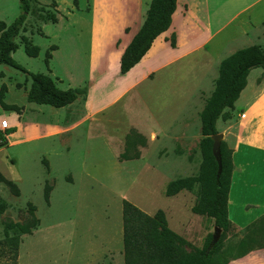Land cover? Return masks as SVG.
<instances>
[{"label":"rangeland","instance_id":"1","mask_svg":"<svg viewBox=\"0 0 264 264\" xmlns=\"http://www.w3.org/2000/svg\"><path fill=\"white\" fill-rule=\"evenodd\" d=\"M92 3L91 7L97 10L110 8L111 4L106 0H95L94 6ZM30 4L23 30L16 37L19 47L12 56L30 71L63 76L68 71L64 59L67 39L60 22L76 7L72 0H30ZM85 4L89 8L90 1ZM235 4L232 2V7ZM259 4L255 12L252 9L247 14L259 15L249 20L250 24L259 22L254 25L256 30L246 41L226 47L220 61L252 44L264 50V1ZM18 11V0H0V20L10 22ZM47 12L57 16L55 23L47 20ZM244 17L241 15L240 21ZM21 35L37 44L41 53L28 56L22 48ZM52 44L57 47L51 51L54 54L48 69L44 53ZM218 65L210 66L201 80L192 81L194 85L189 93L180 92L178 82L175 83V96L171 94L169 102L174 114L169 115L164 130L155 128L153 120L167 119L162 104L169 99L162 102L149 97L147 104L141 105L150 112L148 119L138 115L134 97L132 102L122 98L107 110L91 115L88 121L83 100L79 98L66 108L64 122L45 137L26 143L12 140L8 143L7 135H2L7 143L0 146V172L17 184L19 194L13 195L0 182V201L6 204L0 213V241L5 238L4 227L9 221L24 223L34 216L38 224L30 234L20 236L15 262L5 253L0 254V264H123L125 254L137 264H163L165 248L151 235L153 214L159 208L164 210L173 227L178 228L180 221L188 224L184 230L193 235L191 251L202 247L205 229L207 233L213 231L212 219L206 215L193 216V193L182 191L176 196H167L165 188L169 180L193 175L198 170L203 139L201 112L214 88ZM1 67L8 72L9 81H19L24 87L27 79L22 73L5 65ZM256 71L252 70L249 79ZM100 89L98 85L97 93ZM237 109L238 106L234 112L225 109L217 120V130L223 133L221 141L231 150L238 126ZM59 118L54 115L49 121L54 123ZM134 124L147 137V146L141 149L139 158L120 160L125 136L130 128H136ZM261 169L264 170V161ZM46 185L49 187L47 202L43 196ZM30 204L35 207L33 211L29 210ZM241 229L234 226L233 236L228 237L235 241L243 234Z\"/></svg>","mask_w":264,"mask_h":264},{"label":"crops","instance_id":"2","mask_svg":"<svg viewBox=\"0 0 264 264\" xmlns=\"http://www.w3.org/2000/svg\"><path fill=\"white\" fill-rule=\"evenodd\" d=\"M86 1L78 0L79 9L74 8L60 22L67 39L64 44L67 73L64 72L63 76L48 71L44 73H48L60 88L86 87L83 110L88 121L91 115L107 110L122 98H129L132 102L135 97L138 115L142 118L149 117L150 112L141 107L147 104L149 97L162 102L169 99L162 104L167 119L162 118V122L153 120L155 128L164 130L169 115L174 114L169 102L170 95L175 96V83L178 82L177 89L180 92L189 93L194 85H191L192 81L201 80L210 66L220 63L226 47L246 41L248 35L256 30L254 25L259 24L256 21L254 24L249 22L259 15L247 14L252 9L255 12L254 8L259 7V3L264 0H175V9L167 29L153 39L145 54L124 74L119 72L120 57L144 22L150 0H106L111 4L110 8L104 10L91 7V1L94 6L95 0H89V10H85ZM232 2H236L234 7ZM241 15H245V19L240 21ZM172 37L174 45L171 44ZM41 51L39 49V54ZM252 70L257 71L249 79ZM0 73V86L4 83L7 87L3 101L23 107L21 113L0 107V120L5 116L9 124L8 128L0 129H15L7 134L8 143L11 140L14 143H26L40 139L64 122L67 107L28 101L24 87L29 85V81L24 87L17 88L16 83L19 81H9L8 72L1 65ZM98 85L101 88L99 93L96 91ZM236 106L238 126L232 145L233 170L227 210L233 225L242 228L264 213V170L261 169V162L264 161V74L261 67L249 71L246 85L235 100L232 112ZM54 115L60 118L53 123L49 118ZM130 129L138 131L137 127ZM146 146L139 147V157L141 149ZM134 159L137 158L127 160ZM182 191L187 190L172 196ZM167 222L175 232L189 242H194L193 235L184 230L187 223L180 221L177 228L168 219ZM205 232L207 235L206 229ZM157 242L165 248L162 254L164 263L169 262L165 242ZM227 264H264V246Z\"/></svg>","mask_w":264,"mask_h":264},{"label":"trees","instance_id":"3","mask_svg":"<svg viewBox=\"0 0 264 264\" xmlns=\"http://www.w3.org/2000/svg\"><path fill=\"white\" fill-rule=\"evenodd\" d=\"M54 5L55 2L52 1ZM77 9L78 0H72ZM31 8L30 0H18V14L10 21L0 20V65L11 67L25 76L29 85L24 87L28 101L49 104L54 107H68L78 98L84 100L86 87L60 88L48 73L33 72L17 62L12 53L18 47L16 37L23 30L25 21ZM175 9V0H150L146 17L138 32L124 49L119 62V72L126 73L133 67L150 47L153 39L167 29L171 21V14ZM89 10V8H85ZM47 20L52 23L57 21V16L47 12ZM40 35L44 36L43 32ZM24 52L31 57L39 54V46L30 38L21 35ZM174 45V38L171 39ZM56 45H50L44 53V64L48 68L51 51ZM261 67L264 74V50L258 44L240 48L224 57L218 65V75L214 88L206 100L201 112V132L203 139L200 143L201 162L198 170L193 175L179 176L171 179L166 184L165 194L172 196L181 190H187L195 195L191 211L195 214L206 215L213 221V227L221 229L219 238L211 244L212 232L206 235L200 248L190 250L191 243L182 235L175 232L168 225L165 212L157 209L153 214L151 230L152 239L163 240L167 246L169 262L163 264H227L233 259L244 256L251 250L261 248L264 244V213L242 227L243 232L235 241L233 236L234 225L228 217L227 200L233 170L232 150L228 149L225 142L220 143L221 172L217 174V162L212 155L211 135L218 132L216 122L225 109H232L235 100L246 85V78L252 68ZM49 69V68H48ZM1 76V75H0ZM58 79V78H56ZM17 87L21 84L17 83ZM6 85L0 86V107L4 110H15L21 113L23 107L7 104L3 101ZM15 129L10 128L0 131V146L7 143V135ZM147 139L135 129H130L124 139L123 151L119 154L120 160L139 157V147L145 146ZM129 149H133L130 154ZM0 182L3 183L13 195L19 194L17 184L0 172ZM44 200L49 197V187L46 185L43 192ZM6 204L0 201V213ZM34 205H29V210H34ZM38 224L34 216L27 222H7L4 227V240L0 241V254L8 253L13 263L17 257V248L20 236L30 234ZM228 237V238H227ZM113 264V263H107ZM123 264H137L135 260L125 254Z\"/></svg>","mask_w":264,"mask_h":264},{"label":"water","instance_id":"4","mask_svg":"<svg viewBox=\"0 0 264 264\" xmlns=\"http://www.w3.org/2000/svg\"><path fill=\"white\" fill-rule=\"evenodd\" d=\"M222 137H223L222 132H217L211 135V139H212L211 151H212L213 157L215 158L217 162V174L221 172L220 143H221ZM220 233H221V229L217 226H214L213 231H212L211 244L219 238Z\"/></svg>","mask_w":264,"mask_h":264},{"label":"built area","instance_id":"5","mask_svg":"<svg viewBox=\"0 0 264 264\" xmlns=\"http://www.w3.org/2000/svg\"><path fill=\"white\" fill-rule=\"evenodd\" d=\"M9 127V124H8V119L5 117V118H2L0 120V128L1 129H5V128H8Z\"/></svg>","mask_w":264,"mask_h":264}]
</instances>
